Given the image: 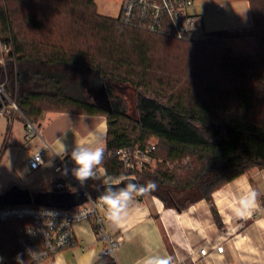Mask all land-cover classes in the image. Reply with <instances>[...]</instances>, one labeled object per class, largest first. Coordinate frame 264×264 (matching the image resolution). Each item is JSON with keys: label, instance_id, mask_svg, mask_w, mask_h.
Masks as SVG:
<instances>
[{"label": "trees", "instance_id": "trees-1", "mask_svg": "<svg viewBox=\"0 0 264 264\" xmlns=\"http://www.w3.org/2000/svg\"><path fill=\"white\" fill-rule=\"evenodd\" d=\"M22 2H28L27 11L19 6ZM248 2L256 44L253 54L128 26L120 15H100L94 0H0V42L9 48L0 61V84L7 96H0V111L12 100L34 125L41 121L46 105L54 106V112L105 116L108 131L101 166L114 182L129 175L114 151L127 145L144 148L155 137V169L130 174L144 189L139 196L153 194L177 208L200 198L212 202V193L225 183L253 167L264 169V119L251 113L257 86L244 81L252 78L264 84V0ZM19 19L34 30L33 39L21 38ZM215 47L216 60H227L238 73L237 86H218L201 67L198 73L190 69L182 79L161 61L192 60L188 66L195 68L197 60H205L198 49ZM244 68L250 72L241 71ZM99 77L104 79L107 105L96 102L88 90ZM121 85L137 90L136 117L127 113L123 98L115 93ZM9 135L10 128L0 159ZM185 159L180 173L171 169ZM103 183L101 178L85 182L92 197L101 195ZM29 195L28 203L0 204V208H69L86 202L81 190L59 191L53 183ZM212 210L217 217L213 205ZM19 224L0 221V258L5 264H18L17 257L32 264L17 240ZM113 263L110 255H102L96 264Z\"/></svg>", "mask_w": 264, "mask_h": 264}, {"label": "crops", "instance_id": "crops-1", "mask_svg": "<svg viewBox=\"0 0 264 264\" xmlns=\"http://www.w3.org/2000/svg\"><path fill=\"white\" fill-rule=\"evenodd\" d=\"M3 55L0 42V61ZM4 117V139L9 125L20 133L21 125L27 124L18 110L10 109L7 115H0V122ZM38 124L34 153L47 144L55 157L70 155L76 143L91 142L93 134L100 136L105 148L108 123L103 115L48 112ZM59 140L65 145V153ZM100 167L103 171L98 175L102 176L105 169ZM56 178L34 190L44 189ZM104 226L109 234L119 238L114 249L119 264H144L151 257L184 259L188 264H264V169L253 167L225 183L212 193V202L200 198L182 208L166 205L153 194L133 195L120 220L107 215ZM75 233V245L37 264H96L107 246L106 240L90 221L77 223ZM215 242L224 245L222 253L211 249ZM204 246L211 250L207 256L198 252Z\"/></svg>", "mask_w": 264, "mask_h": 264}, {"label": "built area", "instance_id": "built-area-1", "mask_svg": "<svg viewBox=\"0 0 264 264\" xmlns=\"http://www.w3.org/2000/svg\"><path fill=\"white\" fill-rule=\"evenodd\" d=\"M193 5L194 0H123L120 18L128 26L151 33L167 35L178 40L208 42L199 15L191 11ZM2 50L8 52L9 48L2 46ZM0 94L6 96L1 84ZM10 102L11 105L4 106L0 115H7L10 109L19 111L16 103L12 100ZM27 125L32 132L36 129V126L30 122H27ZM28 137L30 138L31 134ZM156 142L149 141L144 148L127 145L114 151L125 172L129 174L128 176H132L130 174L134 172L153 169L152 167L157 162L156 157L152 154ZM48 149L50 146L46 144L28 158L27 169L29 172L45 163L44 154ZM56 159L58 165L55 167V171L62 173L53 182L55 189L59 191L81 190L86 197V202L69 208L32 205L8 206L0 208V221L17 220L20 222L16 228L17 240L32 264L50 259L63 248L75 245L77 241L75 225L81 221H90L94 224L97 234L107 242L102 255H110L114 260L113 264H119L114 253L119 238L109 234L104 226V220L108 215L107 207L101 203L99 197H92L85 183L81 184L72 175L75 165L71 161L70 155H56ZM99 177L103 180V184L106 183V180H110L105 176V173ZM110 183H114V181L110 180ZM101 210L104 211V214L101 213ZM211 249L216 253H222L224 245L221 242H215L211 245ZM198 252L201 256H207L211 250L204 246ZM169 260L170 264H188L184 259L170 258Z\"/></svg>", "mask_w": 264, "mask_h": 264}, {"label": "rangeland", "instance_id": "rangeland-1", "mask_svg": "<svg viewBox=\"0 0 264 264\" xmlns=\"http://www.w3.org/2000/svg\"><path fill=\"white\" fill-rule=\"evenodd\" d=\"M97 12L106 17L118 18L120 15L121 3L123 0H94ZM21 8L27 11L28 2L19 4ZM194 14L199 15L201 24L207 35L208 43L218 47L235 49L247 54H253L256 51V44L252 29V20L249 12L248 0H194V5L191 8ZM18 29L22 39L27 38L31 40L34 38V30L25 21H20ZM48 31V30H47ZM42 36L44 35L45 32ZM164 43V42H163ZM168 43V42H167ZM3 46V45H2ZM166 46L171 48V44ZM6 53V52H3ZM198 53L205 60H197V67L192 68L188 66L189 61L192 60H161L167 69L172 73H177L183 77L192 71H197L198 67L202 70L205 77L210 78L218 86L227 88L235 87L238 81L234 78L238 75L235 68L227 60H216L219 52L215 48L198 49ZM3 59V58H2ZM194 63V61H193ZM192 71H191V70ZM241 71L250 72L248 68ZM213 75V77L211 76ZM243 77V76H242ZM250 77V76H249ZM213 78V79H212ZM244 78V77H243ZM235 80V81H234ZM245 82L250 85L257 86L252 95V115L257 118L264 119V84L253 80L252 78H245ZM89 91L94 95V99L98 102L97 93L90 87ZM116 94H119L127 107V113L136 117V93L133 87L129 85H121L116 88ZM1 96V94H0ZM48 112H54V106L46 105ZM15 123L19 124L16 120ZM7 124L6 118H2L0 122V150L3 144L4 137L1 132L5 130ZM36 129L29 130L28 125L22 124L20 133L12 130L9 125L10 135L7 147L5 148L0 159V191L7 188L4 192L17 191V193H26L33 191L38 187L51 182L53 178L61 175L62 172H56L55 167L58 161L52 155V150L48 149L44 154L45 163L39 168L29 172L27 169V159L34 153V145L39 136V124L35 125ZM31 134L29 138L28 135ZM150 141H156L155 137H151ZM45 145V144H44ZM187 163L185 159L181 164H176V167L170 166L171 169H176L180 173L181 166ZM167 164V163H166ZM156 165L153 166V170ZM152 170V171H153ZM17 188V189H15ZM15 189V190H14ZM183 197L179 201H183ZM0 264H5L3 258H0Z\"/></svg>", "mask_w": 264, "mask_h": 264}, {"label": "clouds", "instance_id": "clouds-1", "mask_svg": "<svg viewBox=\"0 0 264 264\" xmlns=\"http://www.w3.org/2000/svg\"><path fill=\"white\" fill-rule=\"evenodd\" d=\"M63 153L66 152L65 145L59 140ZM105 148L102 140L98 134H93V140L87 143H76L75 147L70 153V159L75 165L72 169V175L81 184L92 179H99L98 173L102 172L101 165L104 161ZM110 183V180H106ZM149 188H155V184L149 183ZM137 185L128 183L123 188L107 187L105 192L99 196V200L108 209L109 219L119 221L121 213L127 208L129 202L133 198V194L137 192ZM139 191H144L141 187ZM18 264H24L23 261L17 257ZM144 264H170L169 259L151 257L144 261Z\"/></svg>", "mask_w": 264, "mask_h": 264}, {"label": "water", "instance_id": "water-1", "mask_svg": "<svg viewBox=\"0 0 264 264\" xmlns=\"http://www.w3.org/2000/svg\"><path fill=\"white\" fill-rule=\"evenodd\" d=\"M90 88H92L97 93L96 97H98V99L101 102H105L104 104L107 105L106 100H105L106 94L104 91V79L102 77H99V80L92 83ZM128 183H133L137 185L138 190L137 192L133 194L134 196L139 195L141 193V191H139V188H141L139 181L134 176H128V177L122 178L118 182L102 184L100 186L101 194L105 192V189L107 187L111 186L115 190L116 188H123ZM29 201H30L29 191L26 193H17V191H9V192H3L0 194V204H6V203L23 204V203H28Z\"/></svg>", "mask_w": 264, "mask_h": 264}]
</instances>
